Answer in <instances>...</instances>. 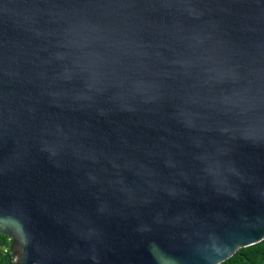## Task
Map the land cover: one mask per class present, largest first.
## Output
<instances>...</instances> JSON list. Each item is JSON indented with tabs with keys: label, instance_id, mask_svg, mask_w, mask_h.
I'll use <instances>...</instances> for the list:
<instances>
[{
	"label": "water",
	"instance_id": "obj_1",
	"mask_svg": "<svg viewBox=\"0 0 264 264\" xmlns=\"http://www.w3.org/2000/svg\"><path fill=\"white\" fill-rule=\"evenodd\" d=\"M0 233L14 264L262 239L264 0H0Z\"/></svg>",
	"mask_w": 264,
	"mask_h": 264
},
{
	"label": "trees",
	"instance_id": "obj_2",
	"mask_svg": "<svg viewBox=\"0 0 264 264\" xmlns=\"http://www.w3.org/2000/svg\"><path fill=\"white\" fill-rule=\"evenodd\" d=\"M9 237L0 233V245L8 248ZM0 264H14L9 249L3 250L0 247ZM217 264H264V236L262 239L239 247L230 256Z\"/></svg>",
	"mask_w": 264,
	"mask_h": 264
},
{
	"label": "built area",
	"instance_id": "obj_3",
	"mask_svg": "<svg viewBox=\"0 0 264 264\" xmlns=\"http://www.w3.org/2000/svg\"><path fill=\"white\" fill-rule=\"evenodd\" d=\"M0 247L3 248L4 251L8 249V248L5 247V246H1V245H0Z\"/></svg>",
	"mask_w": 264,
	"mask_h": 264
}]
</instances>
